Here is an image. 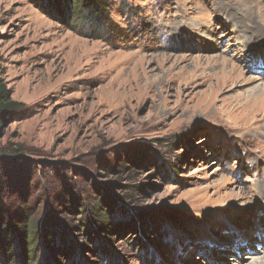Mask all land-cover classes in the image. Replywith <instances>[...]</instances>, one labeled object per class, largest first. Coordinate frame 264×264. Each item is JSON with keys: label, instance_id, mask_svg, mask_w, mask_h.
<instances>
[{"label": "rangeland", "instance_id": "1", "mask_svg": "<svg viewBox=\"0 0 264 264\" xmlns=\"http://www.w3.org/2000/svg\"><path fill=\"white\" fill-rule=\"evenodd\" d=\"M34 1L0 0L2 78L24 103L0 115V264H30L1 251L23 207L29 227L48 209L76 226L54 253L37 239L36 264H264V75L247 67L264 0H91L73 17ZM97 190L112 232L64 209Z\"/></svg>", "mask_w": 264, "mask_h": 264}, {"label": "trees", "instance_id": "2", "mask_svg": "<svg viewBox=\"0 0 264 264\" xmlns=\"http://www.w3.org/2000/svg\"><path fill=\"white\" fill-rule=\"evenodd\" d=\"M44 1V3H43ZM69 7L63 4H54L52 5L53 9L52 11L57 12L60 11V13H68L70 17H73L71 14L74 13V8L78 6V3L81 1L85 6H94L96 7L97 3H93L91 0H69ZM35 2V1H34ZM75 2V4L73 3ZM37 7H40L42 10L49 11V3L47 0H42V2H35ZM73 3V4H72ZM50 9V10H51ZM96 9V8H94ZM99 12L93 11V16L96 19L105 21L106 16L104 14L103 10L97 9ZM53 13V12H52ZM104 14V15H103ZM74 15V14H73ZM96 15V16H95ZM24 107V103L19 102L17 100H14L11 98L10 90L7 87L6 82L2 78V66L0 63V115L8 114L9 112H15L19 111ZM2 118L3 116H0V127L2 125ZM119 166L123 169L125 168L122 164H119ZM116 168V167H114ZM98 191V190H97ZM99 196L89 197L84 196L81 193L73 192L72 195H70V198H68L65 202V210L70 212H78L79 217L76 218L77 224L81 227L80 229L82 231H90L91 229L95 228L99 231L108 233L112 232L111 229V220L113 216V212L111 208L113 205L114 197H110V195H107L102 190L98 191ZM102 195V197H100ZM101 199V200H100ZM105 205V207L103 206ZM107 205V206H106ZM111 207V208H110ZM20 208V206L18 207ZM28 207H23L19 210L18 216H17V223H14L16 225H13L10 220H7L5 223L4 231L6 232L3 236V239L6 235H9V237L12 239L13 245L7 246L5 243L2 248V253L7 251H10L13 255L16 252V255H18L17 252H20L21 248H23V253L25 252V255L22 253L23 257L29 259L30 264H36L35 262V256L37 254V248H38V240H43V244L46 248L53 249L54 246L51 245L50 241L52 240L50 235H54L55 229L57 227H62L61 231L64 232L65 228H74L76 226L71 225L69 223H62L60 220L56 218V214L54 212H51V210H45L43 217L40 218V220L30 226L29 220H31V213L28 211ZM42 225L44 227V232L42 231ZM39 237V238H38ZM6 238V237H5ZM48 242V243H47ZM21 246H20V244ZM27 243V244H26ZM14 247V248H12ZM27 252V254H26ZM52 253V255H54ZM54 257V256H50Z\"/></svg>", "mask_w": 264, "mask_h": 264}, {"label": "bare ground", "instance_id": "3", "mask_svg": "<svg viewBox=\"0 0 264 264\" xmlns=\"http://www.w3.org/2000/svg\"><path fill=\"white\" fill-rule=\"evenodd\" d=\"M253 32V31H252ZM240 32L239 31H237V33H235V34H239ZM238 36V35H237ZM240 36V35H239ZM238 36V37H239ZM258 36V35H257ZM251 38V37H250ZM261 39V38H260ZM246 41H248V40H246ZM246 41H245V39H240V43L241 44H243V47L245 48L248 44L246 43ZM243 42V43H242ZM210 45V44H209ZM246 45V46H245ZM262 46L264 47V43L262 42ZM236 47H237V45H236ZM246 49V48H245ZM249 50V49H248ZM257 50H259V48H257ZM233 51V50H232ZM239 51H240V49H239ZM247 49L245 50V51H243L244 53H245V55H247ZM236 53V52H235ZM242 54V53H241ZM249 56V55H248ZM235 58V57H234ZM252 59H253V57H251ZM236 59V58H235ZM257 60H260V62L263 64V66L261 67V66H259V69L261 70V72L263 73V75H264V51L263 52H261L260 54H259V57L258 58H254V61L253 60H248L247 61V67L249 68V70L253 67V64L254 63H257ZM254 68L256 69V68H258L257 66H254ZM248 70V69H247ZM220 81V80H219ZM217 84V83H216ZM223 85H224V83H222ZM252 98H254V97H252ZM254 100H256V99H254ZM260 101V100H259ZM262 192V191H261ZM260 202H263V204H264V193L262 192L261 194H260V200H259V203ZM237 251L239 252V251H241L242 250V247L240 246V244H238L237 243ZM255 250H260V249H255ZM264 252V251H263ZM250 254H247V255H244V257H246V256H249ZM243 258V257H242ZM246 258H248V257H246ZM244 259V258H243Z\"/></svg>", "mask_w": 264, "mask_h": 264}]
</instances>
